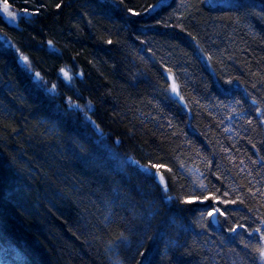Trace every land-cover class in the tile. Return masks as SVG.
<instances>
[{
	"label": "trees",
	"instance_id": "16d2710c",
	"mask_svg": "<svg viewBox=\"0 0 264 264\" xmlns=\"http://www.w3.org/2000/svg\"><path fill=\"white\" fill-rule=\"evenodd\" d=\"M7 3L2 264H262L264 0Z\"/></svg>",
	"mask_w": 264,
	"mask_h": 264
},
{
	"label": "rangeland",
	"instance_id": "374dc122",
	"mask_svg": "<svg viewBox=\"0 0 264 264\" xmlns=\"http://www.w3.org/2000/svg\"><path fill=\"white\" fill-rule=\"evenodd\" d=\"M208 1H210V3L211 4H221V3H223V2H225L226 0H208ZM3 3V1L2 0H0V4H2ZM10 10H12L13 12H15V13H17V16H16V19L13 21L10 17H7V15L6 14H3V13H0L1 15H2V17L4 18V20L6 21V22H8L9 24H11V25H16L17 23H18V20H19V18H20V13H18L17 11H15V10H13L12 8H10ZM2 42H4V39H0ZM23 56H19L18 57V59H19V64H20V66L24 69V71L25 72H27L29 75H30V77H31V79L33 80V82L34 83H36L39 87H41V88H43V89H45V90H50V92H53V90L54 89H51V88H49V87H47V85L44 83V81L42 80V78L40 77V75L37 73V72H35V71H33L32 70V68H31V66L29 65V62L27 61V65H28V67L26 68L25 66H24V63H23V61H22V58ZM172 90H173V95L177 98V99H179V95H178V89H177V87H176V85L172 82ZM180 100V99H179ZM72 105H75V104H73V103H68V107L71 109V110H73V111H75V112H78L81 116H83V118L86 120V121H88V123L90 124L91 123V125L92 124H94L93 122H92V120L89 118V116H88V111H90V107L88 108V109H83L82 107H72ZM93 126V125H92ZM94 127V126H93ZM95 130H96V132L98 133V134H100L101 132L97 129V128H95ZM157 174V173H156ZM158 176L159 175H157V178H158ZM261 242H262V252H264V235H262V237H261ZM261 261H262V264H264V256H262L261 255Z\"/></svg>",
	"mask_w": 264,
	"mask_h": 264
},
{
	"label": "snow or ice",
	"instance_id": "6c2138e0",
	"mask_svg": "<svg viewBox=\"0 0 264 264\" xmlns=\"http://www.w3.org/2000/svg\"><path fill=\"white\" fill-rule=\"evenodd\" d=\"M0 13L6 14L7 17H10L13 21L16 19L17 13L10 10L9 4L7 3V0H4L2 4H0ZM24 66L27 68V57L21 58ZM65 76H67V73H65ZM72 107H79L78 105H72ZM161 182H163V177H161ZM170 199V198H169ZM262 256H264V252L261 253ZM0 264H2V261H0Z\"/></svg>",
	"mask_w": 264,
	"mask_h": 264
},
{
	"label": "water",
	"instance_id": "95a60500",
	"mask_svg": "<svg viewBox=\"0 0 264 264\" xmlns=\"http://www.w3.org/2000/svg\"><path fill=\"white\" fill-rule=\"evenodd\" d=\"M157 180L158 181L160 180V175L158 176V179ZM216 214H217L216 211L212 214V220H213L214 223H215Z\"/></svg>",
	"mask_w": 264,
	"mask_h": 264
},
{
	"label": "bare ground",
	"instance_id": "6f19581e",
	"mask_svg": "<svg viewBox=\"0 0 264 264\" xmlns=\"http://www.w3.org/2000/svg\"><path fill=\"white\" fill-rule=\"evenodd\" d=\"M207 6H209V4H207ZM158 179V178H157ZM158 181V180H157Z\"/></svg>",
	"mask_w": 264,
	"mask_h": 264
}]
</instances>
